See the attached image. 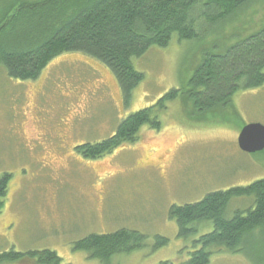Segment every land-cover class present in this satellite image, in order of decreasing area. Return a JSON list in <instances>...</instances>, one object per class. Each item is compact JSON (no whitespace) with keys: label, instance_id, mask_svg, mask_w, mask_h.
<instances>
[{"label":"rangeland","instance_id":"obj_1","mask_svg":"<svg viewBox=\"0 0 264 264\" xmlns=\"http://www.w3.org/2000/svg\"><path fill=\"white\" fill-rule=\"evenodd\" d=\"M263 26L264 3L203 44L173 34L167 46H153L134 59L144 79L127 103L111 71L80 52L59 55L36 80L11 78L0 66V175L11 174L0 211V252L51 249L62 264H103L75 250L74 243L123 228L144 234L145 246L115 255L111 264L186 259L191 238L178 235L170 207L264 178V150L249 153L238 145L243 126L264 125V85L234 95L238 117L229 113L230 125L191 121L177 100L162 117V128L142 127L134 143L97 159L83 156L76 147L113 135L129 114L181 88L204 47L232 43L234 35L243 37ZM251 202L237 198L230 210ZM158 236L168 242L154 248ZM208 264L253 263L242 253L223 251Z\"/></svg>","mask_w":264,"mask_h":264},{"label":"trees","instance_id":"obj_2","mask_svg":"<svg viewBox=\"0 0 264 264\" xmlns=\"http://www.w3.org/2000/svg\"><path fill=\"white\" fill-rule=\"evenodd\" d=\"M262 3L264 0H4L0 1V66L11 78L36 80L59 55L80 52L111 71L127 103L144 79V73L134 66L135 58L153 46H167L173 34L203 44L227 23ZM234 37L232 43L224 40L210 49L202 47L198 66L181 88L170 89L154 104L129 114L113 135L76 148L83 156L97 159L134 143L142 127L160 130L162 117L177 100L186 106L191 121L230 125L227 115L238 117L234 95L264 85V26ZM10 178V173L0 175V211ZM237 198L252 202L232 211ZM169 215L178 224V235L191 238V249L183 261L160 264H208L213 254L223 251L242 253L253 264H264V178L247 186L209 192L196 202L172 205ZM202 226L208 227L203 233ZM156 240L154 248L168 242L162 236ZM145 241L141 232L122 228L84 236L74 243V249L111 264L115 255L142 248ZM25 260L62 264V258L51 249L0 252V264Z\"/></svg>","mask_w":264,"mask_h":264},{"label":"water","instance_id":"obj_3","mask_svg":"<svg viewBox=\"0 0 264 264\" xmlns=\"http://www.w3.org/2000/svg\"><path fill=\"white\" fill-rule=\"evenodd\" d=\"M239 148L245 152L255 153L264 150V125L249 123L241 128L238 136Z\"/></svg>","mask_w":264,"mask_h":264}]
</instances>
